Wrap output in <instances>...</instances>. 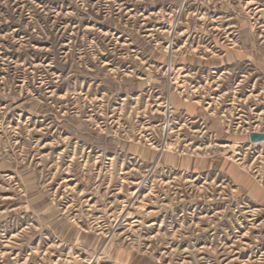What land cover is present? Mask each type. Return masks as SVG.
I'll return each instance as SVG.
<instances>
[{
  "label": "rangeland",
  "instance_id": "1",
  "mask_svg": "<svg viewBox=\"0 0 264 264\" xmlns=\"http://www.w3.org/2000/svg\"><path fill=\"white\" fill-rule=\"evenodd\" d=\"M264 0H0V264H264Z\"/></svg>",
  "mask_w": 264,
  "mask_h": 264
},
{
  "label": "water",
  "instance_id": "2",
  "mask_svg": "<svg viewBox=\"0 0 264 264\" xmlns=\"http://www.w3.org/2000/svg\"><path fill=\"white\" fill-rule=\"evenodd\" d=\"M250 141L252 143H260V142H264V133H251L250 134Z\"/></svg>",
  "mask_w": 264,
  "mask_h": 264
},
{
  "label": "bare ground",
  "instance_id": "3",
  "mask_svg": "<svg viewBox=\"0 0 264 264\" xmlns=\"http://www.w3.org/2000/svg\"><path fill=\"white\" fill-rule=\"evenodd\" d=\"M261 143H264V142H261Z\"/></svg>",
  "mask_w": 264,
  "mask_h": 264
},
{
  "label": "built area",
  "instance_id": "4",
  "mask_svg": "<svg viewBox=\"0 0 264 264\" xmlns=\"http://www.w3.org/2000/svg\"><path fill=\"white\" fill-rule=\"evenodd\" d=\"M264 133V132H263Z\"/></svg>",
  "mask_w": 264,
  "mask_h": 264
}]
</instances>
